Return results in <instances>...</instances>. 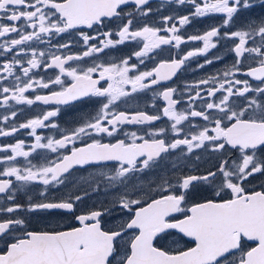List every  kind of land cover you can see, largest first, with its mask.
<instances>
[{"label":"snow or ice","instance_id":"snow-or-ice-1","mask_svg":"<svg viewBox=\"0 0 264 264\" xmlns=\"http://www.w3.org/2000/svg\"><path fill=\"white\" fill-rule=\"evenodd\" d=\"M150 2L0 0V138L28 130L34 139L0 143V264H264V183L251 186L264 178V15L251 14L257 0H161L188 12L150 23ZM216 16L202 33L183 34ZM83 28L92 31L76 32L78 53L57 40ZM221 41L232 55L223 71L183 88L168 83L194 58L206 57L193 70L223 60L207 56ZM189 42L202 46L181 50ZM125 44L131 55L99 62ZM165 47L177 51L159 59ZM146 92L153 99L141 109ZM77 103L95 111L70 129L53 120L59 107L17 120L33 106ZM204 155L215 163L201 171ZM173 157L171 172L145 187ZM38 211L75 224L31 230L28 214Z\"/></svg>","mask_w":264,"mask_h":264},{"label":"flooded vegetation","instance_id":"flooded-vegetation-1","mask_svg":"<svg viewBox=\"0 0 264 264\" xmlns=\"http://www.w3.org/2000/svg\"><path fill=\"white\" fill-rule=\"evenodd\" d=\"M146 7H151L154 12L152 14V17L150 19V23L156 22V20L159 17L166 16V15H183L187 14L188 9L187 8H177L175 5L171 4H163L161 5V0H151L149 5H146ZM160 8L161 10L159 12H156L155 9ZM252 15L254 16H260L264 15V6L259 4V0H257V7L252 10ZM220 17H210V18H203L199 20H193V22L189 25L186 26V28L183 31V34L185 36L194 34L197 31L203 32L211 23L214 22H219ZM78 31H84V32H91L92 30L83 28V29H78V30H72L71 33L64 34L63 37H58L57 40L60 42H64L65 40H71L72 43V48L71 51L73 53H78L82 49L80 47V37L76 35V32ZM95 43V41H93ZM230 41H221L220 45L216 49H212L208 52L207 56L211 57L213 55L219 54L224 56V59L217 62L213 63L210 65H207L204 68H200L198 70H193L197 68V63H202L206 57L200 56L197 58H194L190 62V67L186 71H182L181 73L177 74V77L174 78L173 81H169V84L172 85H177L180 88L184 87L185 83L192 84L195 81L205 78L208 75L216 74L218 72H221L224 70V67L226 65H230L232 62V55L226 51V45L230 44ZM197 46H202L201 42H189L185 45H181V50H189ZM41 49L46 48V45H39ZM134 45L131 44H125L118 46L116 48H109L106 49L104 53H101L99 56V62L104 63V62H112V61H118L121 57L124 56H129L131 55L133 51ZM64 51H68L65 49ZM176 49H171L165 47V51L158 57L159 59H169L171 58L172 54L176 53ZM74 63H80V62H74ZM148 66H152V62H148ZM53 70H49L48 75H51ZM43 74V73H41ZM41 91H47V90H41ZM31 95V93H29ZM153 99L152 93L151 92H146V93H140L138 96V102L141 107V109L144 108V105L146 102L151 101ZM156 102L158 104H162L163 102L159 100V98H156ZM137 101H133V105H135ZM60 108L59 114L57 117H54L53 120L58 122L60 128L62 130L65 129H70L71 127L76 126L82 119V117L85 114H92L95 111V106L91 103H77L76 105H39V106H33L31 109H26L23 113H21L18 117L17 120L23 121L27 118L35 117L41 113L42 110L44 109H52V108ZM147 111L149 113H152L155 111V109L148 107ZM5 112V109L0 108V115H2ZM157 125L163 126L164 122L163 121H157ZM129 130H134L136 126H127ZM28 130H22L21 132L17 133L14 137H6V138H0V143H9V142H15L16 139L24 140L26 144H31L34 142V139L30 136L27 135ZM38 133L41 135H55V130L52 129H40L38 130ZM123 138V137H121ZM107 140V138H105ZM172 163H175V157H173L171 160H162L160 162L159 168L155 170L154 174H149L147 177V181L144 182V186L147 187L149 183H153L158 181V177L168 175L171 172L170 165ZM200 166V170L203 171L207 167H211L214 163L215 160L213 159L211 163L209 162V157L207 155H204L200 161L197 162ZM173 179L175 178L174 176L172 177ZM73 181H76L77 183L80 182L81 175L80 172L74 171L72 173V176L70 178ZM264 183V178H259L252 180V185L257 187V190H259L260 184ZM250 186V187H251ZM31 187H39V185L36 186H31ZM64 191H75V188L69 184V186L64 189ZM63 193L58 192L57 195H61ZM19 199L16 201L17 203H25L27 197L23 194L20 193ZM34 199H39V196L33 193ZM195 200H201L203 199L202 196H196L194 197ZM104 200L103 193L101 194H94L90 197H86L83 204L79 205L80 210H85L88 207L93 206L94 204H98L99 201ZM28 222H29V227L31 230L35 231H42V230H51L52 228L56 226H61L64 228L70 227L73 224H75V220L67 215V214H50L46 212H33L28 214ZM2 247V246H0Z\"/></svg>","mask_w":264,"mask_h":264},{"label":"rangeland","instance_id":"rangeland-1","mask_svg":"<svg viewBox=\"0 0 264 264\" xmlns=\"http://www.w3.org/2000/svg\"><path fill=\"white\" fill-rule=\"evenodd\" d=\"M146 187V186H145ZM103 196H104V194H103ZM104 199H105V196H104Z\"/></svg>","mask_w":264,"mask_h":264}]
</instances>
